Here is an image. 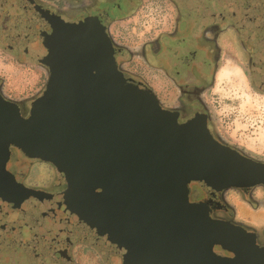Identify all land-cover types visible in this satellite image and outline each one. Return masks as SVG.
I'll list each match as a JSON object with an SVG mask.
<instances>
[{
	"label": "flooded vegetation",
	"instance_id": "flooded-vegetation-1",
	"mask_svg": "<svg viewBox=\"0 0 264 264\" xmlns=\"http://www.w3.org/2000/svg\"><path fill=\"white\" fill-rule=\"evenodd\" d=\"M144 3L157 4L158 20L151 18L157 25L145 21L147 36L137 34L140 42L130 45L136 40L115 27L133 18ZM90 18L104 27L126 82L152 93L180 124L204 117L215 141L250 157L218 134L207 98L227 48H236L250 84L264 92V0H0V94L17 105L21 117L29 116L50 77L46 39L60 26ZM5 170L10 176L6 183L15 186L6 199L0 195V264H161L145 250L120 244L131 216L110 210L106 219L112 227H103L102 203L82 215L67 203L70 184L52 163L10 145ZM187 187L190 203H204L211 219L241 228L264 249V223L237 218L227 197L235 192L249 210L264 211V185L216 191L190 182ZM100 193L95 191L96 201ZM211 250L237 260L234 250L221 244ZM162 264L171 263L164 259Z\"/></svg>",
	"mask_w": 264,
	"mask_h": 264
},
{
	"label": "water",
	"instance_id": "water-1",
	"mask_svg": "<svg viewBox=\"0 0 264 264\" xmlns=\"http://www.w3.org/2000/svg\"><path fill=\"white\" fill-rule=\"evenodd\" d=\"M45 45L50 77L29 116L0 94V195L15 186L5 170L12 145L65 175L66 202L81 215L100 202L103 227L110 210L131 216L120 242L130 251L161 264H264L254 238L211 219L207 205L188 201L187 187L264 185V162L215 141L202 116L178 123L152 93L126 82L96 18L60 26ZM213 244L233 249L237 260L217 256Z\"/></svg>",
	"mask_w": 264,
	"mask_h": 264
},
{
	"label": "rangeland",
	"instance_id": "rangeland-1",
	"mask_svg": "<svg viewBox=\"0 0 264 264\" xmlns=\"http://www.w3.org/2000/svg\"><path fill=\"white\" fill-rule=\"evenodd\" d=\"M156 10H159L157 4L144 3L133 18L116 25L115 29L124 30L125 37L131 36L136 40V43L129 40L130 45L137 46L140 40L136 39V35H144L142 38L147 36L142 24L146 26V22H151L152 27L157 25L154 19H151L155 17L158 20ZM133 31L135 33H132ZM226 71L227 74L218 78L207 98L214 127L224 141L251 158L264 162V92L250 84L245 63L236 48L226 49L218 75ZM16 92L22 91L16 89ZM256 195H260L258 190ZM227 197L228 202L236 209L237 218L252 220L257 225L264 223L262 209L249 210L235 192H230Z\"/></svg>",
	"mask_w": 264,
	"mask_h": 264
},
{
	"label": "bare ground",
	"instance_id": "bare-ground-1",
	"mask_svg": "<svg viewBox=\"0 0 264 264\" xmlns=\"http://www.w3.org/2000/svg\"><path fill=\"white\" fill-rule=\"evenodd\" d=\"M224 74L226 75V74H227V71H226V72H222V73H220V74L218 75V78L224 76Z\"/></svg>",
	"mask_w": 264,
	"mask_h": 264
}]
</instances>
